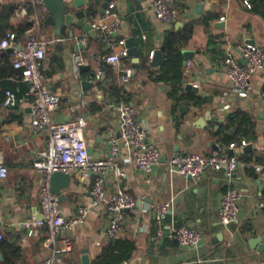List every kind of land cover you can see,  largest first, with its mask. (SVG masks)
I'll return each mask as SVG.
<instances>
[{
	"label": "crops",
	"instance_id": "1",
	"mask_svg": "<svg viewBox=\"0 0 264 264\" xmlns=\"http://www.w3.org/2000/svg\"><path fill=\"white\" fill-rule=\"evenodd\" d=\"M153 1L85 0L78 9L93 11L85 17L86 22L98 21L115 28L114 38L107 41L96 30L78 26L77 19L73 27L68 26V30L73 28V37L67 33L59 38L54 27L44 24L47 12L41 0H0V28L7 25L8 30L25 18L30 23V28L17 37L18 44H22L29 30L54 39L46 46L43 71L49 88L61 98L55 119L80 115L86 118L84 134L90 156L108 155V130L119 124L118 113L111 104L119 100L137 107V119L149 130L148 141L162 154L160 163L146 172L129 161L130 150L122 144L116 162L123 173L116 176L109 172L107 187L109 191L123 189L138 200V205L125 210L121 229L114 237L106 234L109 213L105 204L92 207L83 223L62 235L72 244L63 253L62 264H84V257L96 264L103 248L114 240L132 245L129 257L120 264H264V249L258 247L264 243V168L258 172L251 165H238L230 174L224 169L208 168L195 179L170 173L164 163L174 154L197 151L207 155L222 148L246 162L264 164V66L253 73L251 91L239 96L223 61L230 53L245 64L240 49L245 43L255 44L264 52V14L258 10L264 9V4L248 0L252 4L248 7L245 0H172L179 16L167 23L156 17ZM28 5L34 7L30 15L25 13ZM9 7L15 9L6 16ZM170 35L175 37L174 47L181 57L179 93L198 96L197 103L188 98L176 101L170 94L172 84L151 75L157 73L165 59L162 46ZM129 37L136 41L138 56L127 53L125 41ZM156 49L161 50L163 60L151 66ZM6 50L0 51V151L8 168L6 178L0 179V264H46L59 241L46 244L44 233L25 236L18 222L34 215L41 217L42 178L33 159L35 152L45 146L48 130L33 131L27 101L15 107L2 105L6 89L21 96L29 87L18 77ZM184 50L190 52L186 62ZM109 52L120 53L123 65L130 71L127 84H119L109 64L100 79L94 77L100 55ZM74 55L83 58L78 67ZM189 84L196 92L186 89ZM115 86L121 88V93L113 91ZM234 113L235 119L229 124ZM242 139L246 140L245 145H240ZM229 141L237 142V146L229 147ZM92 179L93 173L83 181L71 176L59 198L65 216L89 202ZM230 182L240 194L239 214L224 225L218 208ZM166 202L169 208L159 236L153 207ZM175 225L199 230L200 243L178 244L170 234ZM256 237L260 241L251 243Z\"/></svg>",
	"mask_w": 264,
	"mask_h": 264
},
{
	"label": "built area",
	"instance_id": "2",
	"mask_svg": "<svg viewBox=\"0 0 264 264\" xmlns=\"http://www.w3.org/2000/svg\"><path fill=\"white\" fill-rule=\"evenodd\" d=\"M250 7L248 0L244 1ZM152 7L156 17L163 22L176 21L179 12L172 0H154ZM91 28L99 32L104 39L111 41L115 35V28L104 23L94 21ZM54 39L45 34L35 33L29 30L22 44L17 43V36L11 29L0 35V51L9 49L12 67L18 71V77L28 84L25 95H17L13 90L6 89L2 105L15 107L23 101H27L30 107V125L34 132L48 130V138L43 148L35 152L33 165L40 173L42 184L40 187V211L41 217L32 216L18 222L25 236H39L45 234L44 242L53 244L59 241V245L53 250V255L46 259V264H62V255L72 247L68 237L62 235L73 226L83 223L92 207L105 204L109 213L106 234L114 237L121 229L125 210L138 205V200L123 189L109 191L107 187V174L111 171L116 176L123 172L116 162L122 144L128 146L131 156L129 161L137 168L151 172L161 161L160 149L148 141L149 130L136 117L138 109L132 103L119 100L111 104L119 116L117 128L108 130L107 139L109 153L105 157H92L88 153L84 128L86 118L77 116L66 120H56L55 113L60 109L61 98L49 88L46 75L43 71V61L46 54V46ZM246 63H240L237 58L228 53L223 61L226 74L232 83L234 92L239 96H246L252 89L251 77L254 72L264 66L263 50L251 43H245L240 47ZM101 62L93 73L96 79H100L105 72L106 64L115 70L119 84H127L130 81V71L122 61L120 53L109 52L100 55ZM83 63L80 55H74L75 67ZM242 139L240 145H245ZM229 147L234 148L237 142L232 141ZM166 169L170 173H180L199 179L202 173L208 169H224L230 174L238 165H251L255 171L264 168L262 163H249L237 155H228L225 149L204 155L197 151H189L171 155L164 160ZM54 171H61L75 176L80 181L93 173L92 184L89 190L90 200L77 207L76 212L65 216L60 208L58 196L50 188V177ZM8 168L3 161L0 151V179L6 178ZM240 194L232 183L222 193L218 208L220 222L228 225L237 219L239 214L238 199ZM169 204L161 203L153 207V217L158 224L157 234L162 235V221L166 216ZM171 236L180 245L197 246L202 234L199 230L189 226L175 225L170 230ZM0 239L2 234L0 233Z\"/></svg>",
	"mask_w": 264,
	"mask_h": 264
},
{
	"label": "water",
	"instance_id": "3",
	"mask_svg": "<svg viewBox=\"0 0 264 264\" xmlns=\"http://www.w3.org/2000/svg\"><path fill=\"white\" fill-rule=\"evenodd\" d=\"M85 0H41L47 14L44 18V24L54 27L55 34L59 38H64L68 33L70 37H73V28L68 30V26H74V20L77 19V25L81 26L84 30L91 29V23L85 21L86 16H91L93 11L91 8L78 9ZM126 46L128 47L127 53L134 54L138 56L139 49L136 44L134 37H129L125 41ZM6 51H9L7 49ZM184 61L190 58L189 50H184ZM163 60L162 52L160 49H156L153 52L152 59L150 61L151 66H157ZM81 67H85L84 65ZM187 90L192 89L196 92V88L190 84L186 86ZM182 108L183 106L180 105ZM90 151V149H88ZM233 150H231L232 152ZM162 159H165L164 157ZM71 181V175L69 173H64L61 171H54L50 177V188L51 190L61 198L63 195L62 189L66 188ZM260 241V239L253 238L251 243ZM259 249H264V243L259 244ZM2 259V254L0 250V260ZM84 264H90V261L87 257H84Z\"/></svg>",
	"mask_w": 264,
	"mask_h": 264
},
{
	"label": "trees",
	"instance_id": "4",
	"mask_svg": "<svg viewBox=\"0 0 264 264\" xmlns=\"http://www.w3.org/2000/svg\"><path fill=\"white\" fill-rule=\"evenodd\" d=\"M258 1L263 2L264 0H250V2L257 5ZM252 5V4H251ZM15 7H9L6 10V16H10ZM264 14V9L261 7L258 8ZM27 15L34 13V7L29 6L26 8ZM7 25L1 26L0 35L4 34ZM12 30L15 32L16 36H21L28 28H30V23L25 19L21 20L20 23L15 25H10ZM10 28V29H11ZM175 37L170 35L167 37L165 43L162 46L163 52L165 54V59L157 69V73L154 71L151 73L152 77L156 80L168 82L172 84V90L170 92L171 96L176 100L180 101L183 98H188L194 102H198L199 97L194 94L184 95L179 93V84L182 80V70H181V57L178 49L174 47ZM113 91L116 93H121V88L118 86L113 87ZM235 113L229 117V124L233 123L235 119ZM230 142V141H229ZM130 249L132 245L126 241L114 240L110 242L108 246L104 247L101 253L95 260L96 264H120L124 259L128 258L130 255Z\"/></svg>",
	"mask_w": 264,
	"mask_h": 264
}]
</instances>
